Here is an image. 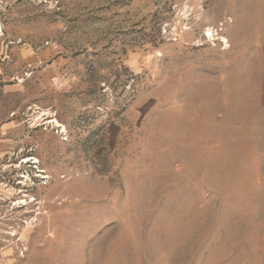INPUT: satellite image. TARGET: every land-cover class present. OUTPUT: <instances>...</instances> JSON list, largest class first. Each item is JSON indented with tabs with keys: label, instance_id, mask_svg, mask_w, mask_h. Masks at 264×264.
Instances as JSON below:
<instances>
[{
	"label": "rangeland",
	"instance_id": "rangeland-1",
	"mask_svg": "<svg viewBox=\"0 0 264 264\" xmlns=\"http://www.w3.org/2000/svg\"><path fill=\"white\" fill-rule=\"evenodd\" d=\"M0 264H264V0H0Z\"/></svg>",
	"mask_w": 264,
	"mask_h": 264
},
{
	"label": "bare ground",
	"instance_id": "bare-ground-1",
	"mask_svg": "<svg viewBox=\"0 0 264 264\" xmlns=\"http://www.w3.org/2000/svg\"><path fill=\"white\" fill-rule=\"evenodd\" d=\"M30 159V158H29ZM29 159L25 160V161H29Z\"/></svg>",
	"mask_w": 264,
	"mask_h": 264
}]
</instances>
